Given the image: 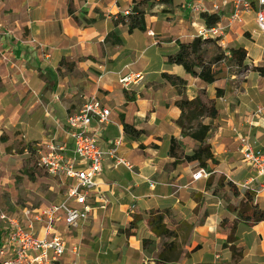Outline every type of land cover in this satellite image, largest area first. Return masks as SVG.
<instances>
[{
    "label": "crops",
    "instance_id": "crops-1",
    "mask_svg": "<svg viewBox=\"0 0 264 264\" xmlns=\"http://www.w3.org/2000/svg\"><path fill=\"white\" fill-rule=\"evenodd\" d=\"M25 1L30 9L23 16L22 21L25 22L21 23L25 25L23 29L29 33V37L21 39L11 35L2 43V50L8 53L10 62L5 64L6 69L3 75L0 74V79L6 80L14 75V80L16 78L19 81L15 84L20 83L21 88L15 109L11 96L17 94L13 95L10 91L2 93L3 87H0V130L4 122H7L4 128H10L12 124L11 128L24 126L22 131L26 132L28 139L25 147L34 146L37 154L52 140L57 145L72 147L73 141L66 134V120L68 111L75 109L74 105L77 104H67L72 99L65 103L56 94L59 88L64 87L62 83H56V89L50 94V88L44 81V76L55 80V68L52 65L65 60L78 70L79 78L76 79L79 84L80 81L86 83L81 85L86 91L74 85V91L77 92L71 96H77V99L79 95L82 98V104H78V109H75L76 113L89 98L100 99L112 112L111 123L104 129L102 145L107 148L109 141L123 137L124 144L119 150V157L132 166V169L123 165L115 168L111 160L105 161L103 165L99 189L109 201V210L107 215L101 214L102 217L95 220L101 228L97 243L104 240V250H100L97 245L83 248L80 239L68 238V252L55 264H157L158 257L151 256L149 248L143 246V241L152 240L154 243L159 238L154 236L145 221H139L137 217L145 218L151 210L164 208H170L178 221L194 225L192 243L214 241L215 244L199 252L188 247L187 256L183 253L177 262L168 264L229 262L232 258L229 231H224L220 225L231 215L225 218L219 215V207L225 209L226 204L223 205L206 186L210 177L223 174L239 184H234L236 189L245 192L247 189H242L240 185L254 176L242 160L235 129L240 134H246L248 122L255 111L259 107L264 108V77L257 71V68L264 67V34L258 28L255 13L246 15L243 25H234L227 31L226 47L218 45L221 48L219 55L212 54L207 59L205 54V60L212 62L213 70L217 72L215 82L207 84L187 75L183 66L167 64L168 57L179 51V42H192L197 38L198 30L206 26L200 15L184 9L182 4L179 7L177 4L162 5L164 7L154 10L148 4L139 6L145 13L146 31L130 32L128 26L117 25L115 21L118 15H128L134 5L143 0ZM216 1L208 0L212 2L209 7ZM174 7H177L176 10L172 9ZM230 10L231 5L224 13V20L229 17ZM215 43L212 41L204 49ZM241 48L248 53L249 62L246 61L245 68L236 66L232 60L233 51ZM215 59L220 60L216 62ZM0 60L2 63L3 60ZM135 65L139 69L134 70ZM129 74H143L144 80L130 90H125L119 79ZM164 74L180 77L186 83L172 85L163 77ZM204 89L211 99L217 101L219 111V118L213 120L216 124L210 128L205 139L211 146L217 164L208 161L207 165L212 166L207 169L211 176L205 179V183L204 180L196 182L201 185L192 188L188 183L191 177L187 170L181 171L178 166L172 171L168 170L176 161L171 157L170 150L172 139L177 142L183 139V131L177 124L182 115L179 104H187ZM46 97L48 102H45ZM49 109L53 114L56 113V117ZM14 110L22 111L24 117H3ZM50 118L53 128L46 129V125H50ZM125 124L142 132L141 135L138 138L127 135ZM227 126L235 140L234 144L231 138L226 137ZM213 130L215 134H211ZM250 137L254 147H264V113L255 119ZM234 145L240 154L241 163L247 167L238 166L234 160L239 159L235 156L231 158L228 154L229 146L234 148ZM214 147L217 153H214ZM22 157L25 158L24 155ZM148 180L156 182V186L151 188ZM257 187L254 185L249 191ZM228 188L225 187L226 191ZM209 197L215 199L209 200ZM255 199L252 201L264 210V191L257 194ZM132 207L135 209L132 210ZM226 211L231 213L228 207ZM231 214L236 218L235 213ZM133 224L134 228H131ZM90 226L87 227L88 233ZM60 229L65 232L64 227ZM243 240L250 247L249 254L245 253L241 264H245L248 259L249 263L246 264H264V221L252 227ZM78 243L82 247L76 256L72 249Z\"/></svg>",
    "mask_w": 264,
    "mask_h": 264
},
{
    "label": "built area",
    "instance_id": "built-area-1",
    "mask_svg": "<svg viewBox=\"0 0 264 264\" xmlns=\"http://www.w3.org/2000/svg\"><path fill=\"white\" fill-rule=\"evenodd\" d=\"M231 5L230 15L225 20L224 13ZM184 9L197 15H219L221 21L212 27L204 26L197 32V38L204 41H215L222 48L226 47L225 38L227 31L234 25H243L245 16L255 13L256 23L261 33L264 34V0H218L211 7L203 4L202 0L193 2L188 0ZM13 33L4 27L0 29V58L9 60L8 53L2 50L4 39ZM142 74L127 75L120 79L125 90L138 81H142ZM264 113V108L259 107L248 122V132L240 134L238 129L237 140L240 146L242 160L246 163L254 176L240 185L242 189L251 190L255 194L264 191V147L256 148L251 142L250 134L255 127V119ZM111 110L97 97H91L83 108L66 120V134L72 139V147L57 145L52 140L38 152V165L49 176L60 177L71 182L68 187L67 200L60 204L51 205L38 212L24 210L19 219H10L2 215L1 219L8 223L10 232L3 239L0 249L2 264H55L59 262L68 251V244L59 226L66 230L77 227L88 220L100 207L107 209L109 201L105 199L99 189V179L103 174L105 161L114 162L115 168L132 166L119 157V150L124 144V138L118 137L102 145L105 126L111 123ZM71 153V154H69ZM211 173L201 168L193 175V182L208 179ZM228 180L239 185L230 177ZM150 187L154 188L156 182L148 180ZM74 206H70V203ZM135 207H132V210ZM27 223L26 227L21 225ZM40 224V229L35 227ZM81 247L75 246L72 253L79 255Z\"/></svg>",
    "mask_w": 264,
    "mask_h": 264
},
{
    "label": "rangeland",
    "instance_id": "rangeland-1",
    "mask_svg": "<svg viewBox=\"0 0 264 264\" xmlns=\"http://www.w3.org/2000/svg\"><path fill=\"white\" fill-rule=\"evenodd\" d=\"M145 1V2H144ZM193 2H199L201 0H192ZM215 1V0H213ZM175 2V3H174ZM187 0H175L171 3H165L162 2V0H143L141 3L136 4L134 6H147L150 5L151 9L154 10L155 8H159L162 5H171L175 6L177 4V7L181 6L184 8V5L186 4ZM203 4H206L210 6L212 2H208V0H202ZM25 0H0V29L3 27L8 28L9 30H12V33L14 32L16 37H21V39H27L29 37V33L25 32L23 27L25 25H22L21 21L25 14V12H28L30 7L26 4ZM164 7V6H162ZM177 7L172 8L173 10H176ZM147 9H149L147 7ZM133 9H131L132 12ZM146 11V10H145ZM197 15V14H196ZM198 16V15H197ZM25 22V21H22ZM18 27H20L22 30H20ZM149 34L155 35L152 32H149ZM221 51V48L218 46L217 43L212 45L211 47H207L205 49V54L206 58L209 59V57L214 54V55H219ZM252 54V53H251ZM2 59V58H1ZM3 60V59H2ZM10 62L9 60H6L1 63L0 60V66H4V68L0 67V74L3 75L5 72L4 70L6 69L5 64ZM249 62V60H247ZM251 63V62H250ZM54 69V75H55V80L52 79L49 76H44L45 77V82L47 84V87L50 88V94L52 93L51 91L55 90V84L62 83L64 85L63 88H59L58 91H56V94L60 95V98L63 102H67L68 99H72L70 103L67 104H72L76 103L77 106L74 105V108L77 110L78 109V104H82V98L78 95V98L75 99L77 96H71V94L76 93L77 90L74 91V85H76L77 88H82L83 91H86L84 87H81V85H85V82L80 81L76 78L79 75L78 70H76L73 66L71 67L70 64L63 65L62 63H54L53 65ZM139 69L138 65L134 66V70ZM129 72V71H128ZM78 74V75H77ZM132 75V74H129ZM6 76V74H5ZM127 76V75H126ZM14 75L10 78H6V80H1L0 79V87H3L1 89L2 93H6L7 91H10L11 93L17 94L16 96H11V99L13 100V105L14 108L16 109L17 107V102L18 101V92L20 91V83L15 84L17 79L15 78L14 80ZM74 77V79L71 78ZM142 77L144 80V76L142 74ZM14 81V82H13ZM7 82V84H6ZM19 82V81H17ZM141 82V81H140ZM139 81L135 83L137 85L140 83ZM120 83V79H119ZM5 85V86H4ZM121 85V83H120ZM134 86V85H133ZM131 86V88L133 87ZM130 88V89H131ZM63 89V91H61ZM42 99V98H41ZM74 99V100H73ZM49 99L48 97L45 98V102H48ZM39 107H42L41 104H38ZM72 109V111H68V116H71L76 113V110ZM50 110V109H49ZM15 111V112H14ZM11 114L5 113L3 115L4 118H9V116H17V118L24 117V113L22 111H17L14 110ZM50 113L56 117V113H52L50 110ZM3 122V121H2ZM7 122H4L2 125V130H0V234L5 239L8 236V233L10 232V227L8 226L7 222H4L1 217L2 215H5L6 217L10 219H19L24 212V210L29 209L30 211H34L35 213L38 212L39 210L45 209L47 207H50L51 205H57L60 203H63L67 200V194H68V187L71 185V182H68L66 179L60 178V177H51L47 174L45 177H34L30 178L23 170V157L22 155L18 154L19 150H22L26 144L28 143V139L25 136L24 131H22L23 127L22 125L16 126V128H4V124ZM52 120L50 118V125H46V129H52ZM216 123L215 121L209 119L207 116L203 115L197 118L193 122H189L184 120V127L182 129L183 131V139H181L180 142H177L174 144V151L175 154L177 155L178 159L174 164L168 167L169 171H172L173 168H178L181 171L187 170L188 173L190 174V179L188 180V183H190V187L194 188L195 186L201 185L200 183H192L193 182V175L198 172L199 169L203 168L199 163L197 162H190L187 160V156L193 155L194 151L200 147V143L194 138L195 135H198L202 131L203 126H209L210 128L214 126ZM216 130V128H214ZM229 126L225 128V133L226 137L231 138L232 143H235V140L233 138L232 133L229 130ZM209 132V131H208ZM207 132L206 136L209 134ZM3 133V134H1ZM211 134H215V131L213 130ZM27 139V140H26ZM204 144H207V142L204 140ZM214 153H217L215 147L213 148ZM231 158H234L233 156L236 157V159H239L238 161L234 160L235 163H237L238 166H245V164L241 163L240 160V154L237 153L236 146L234 145V148H231L229 146V153ZM26 158L27 156L24 155ZM207 165V164H206ZM178 166V167H177ZM212 167L210 164L209 166H205V169H208ZM245 169V168H243ZM224 171H227L223 169ZM230 170V168H229ZM222 176L225 177L224 183L228 184L230 180H228L229 176L223 175V174H217L215 175L214 183H218L220 180H222ZM205 183V180H204ZM213 186V188L210 190L212 193H216L218 191L217 186ZM245 190V189H244ZM190 191V190H189ZM249 191V190H248ZM247 190L241 191L237 189V192L234 197L240 198L238 200L239 205L245 204L247 201L251 202L252 199L256 200L255 197V192ZM224 193V192H223ZM223 193L221 192L217 197L218 200H221L224 205L223 201ZM255 196V197H254ZM216 197V198H217ZM183 198V197H181ZM214 197H209V200H214ZM217 199L215 200L216 202L218 201ZM70 206H74L73 203H70ZM262 206L264 207V203H262ZM260 208V206L258 205ZM108 208V207H107ZM227 207L225 205V209L223 206L219 207V215H223L222 218H225L228 215L229 218H227L230 222H233L235 218L233 217L234 214L229 213L226 211ZM261 209V208H260ZM101 211H104V213H100ZM109 209H97L95 210L94 214L91 215L88 220L85 222L79 224L77 227H71L70 229L66 230L64 228L63 232L60 227H64L63 225L59 226L60 232L64 235L66 242L68 244V238L69 240L74 238L80 239V243L82 244L83 248H89L93 245H97L100 250H104L105 248V242L103 241H98L99 244L97 243V239L99 238L98 234L100 235L101 228L98 223H96L100 217V215H107ZM200 215H204V213H200ZM206 215V214H205ZM96 219V220H95ZM200 221H203L202 218H200ZM89 228V233L87 232V227L90 225ZM21 225L23 227H26L27 223L22 222ZM220 228V227H218ZM40 229V224H38L35 227V231ZM239 242L238 244L240 246H243L245 248V253L247 255L249 254V243H245L243 240V237H247V233L250 231L248 227L245 225H240L239 228ZM220 231V230H219ZM242 238V240H241ZM79 241V240H78ZM172 240H167V239H159L158 241H155L152 244L147 245L149 248V253L153 258L158 257L159 253L163 251L164 246L168 243H170ZM183 240L180 242V247L182 254L184 253V256H187L189 254L187 248H194V252H199L203 251L206 246L212 245V247L215 246L214 241H209V242H201L198 241V243L192 241L187 244L186 246L182 245ZM78 243L75 246L82 247L81 244ZM68 252V251H67ZM154 252L156 255H153ZM246 263H249V259L246 260Z\"/></svg>",
    "mask_w": 264,
    "mask_h": 264
},
{
    "label": "trees",
    "instance_id": "trees-1",
    "mask_svg": "<svg viewBox=\"0 0 264 264\" xmlns=\"http://www.w3.org/2000/svg\"><path fill=\"white\" fill-rule=\"evenodd\" d=\"M165 3H171L172 0H162ZM201 19L206 23V26L212 27L217 25L221 21L219 15H207L202 14ZM115 23L117 25H125L129 27V31L135 30L146 31V20L145 13L139 9V6H134L132 12L128 15H118ZM120 43V41H118ZM211 40H202L200 38L194 39L190 43L179 42V51L176 54L170 55L167 60V64L183 66L187 75L193 78H199L207 84H212L216 80L217 72L213 70V63L205 60V49L204 46L211 44ZM248 58V53L245 49L241 48L233 51L232 60L235 65L240 68H245V63ZM216 62L220 59H215ZM66 65V61L61 62ZM257 71L264 77V67L257 68ZM163 77L172 85H184L185 80L177 76L164 74ZM219 92V91H218ZM179 108L182 115L177 124L183 129L184 120L193 122L200 116H207L211 120H217L219 118V111L217 109V101L211 99L207 90H201L197 96L189 101L187 104L180 103ZM125 132L131 137L138 138L142 132L135 130L131 125H124ZM202 131L195 135L194 138L201 144L200 147L194 151L193 155L187 156V160L190 162H197L203 168L207 166L208 161H212L217 164L214 155L211 151V146L204 144L206 134L210 130L209 126H203ZM175 139H172V146L170 150L171 157L178 159L174 151ZM18 154L25 155L27 157L23 159V170L30 177H45L47 172L38 165V155L34 146L30 145L19 150ZM176 162V161H175ZM214 177H210L207 182V189H212L215 185ZM225 177L222 176V180L216 183L218 191L215 196H218L221 192L223 193V201L227 205L231 213L236 214L235 220L230 222L228 219L221 223V228L224 231H229L228 242L232 244L230 247L232 258L229 262L222 264H241L245 257V248L238 244L239 242V226L245 225L249 229L264 221V210L260 209L254 201L246 202L245 204L239 205L238 198L234 197L237 189L233 182L229 181L228 184L224 183ZM228 186L226 191L225 187ZM139 221H145L154 236L158 239L172 240L170 243L164 246L163 251L158 255L157 264H168L172 261L177 262L182 255V247L180 242L183 240L182 245L186 246L192 241V234L194 232V225L188 222L178 221L173 215L170 208L151 210L147 217L138 216ZM134 228V224L131 225ZM132 235V234H130ZM152 244V240H144L143 246ZM3 246V237L0 234V249ZM0 258V264H2Z\"/></svg>",
    "mask_w": 264,
    "mask_h": 264
}]
</instances>
